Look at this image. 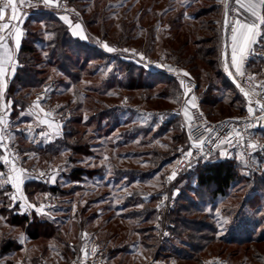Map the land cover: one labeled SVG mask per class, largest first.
<instances>
[{
	"label": "trees",
	"instance_id": "1",
	"mask_svg": "<svg viewBox=\"0 0 264 264\" xmlns=\"http://www.w3.org/2000/svg\"><path fill=\"white\" fill-rule=\"evenodd\" d=\"M98 1L99 3H105L106 0ZM199 1L203 0H192L187 9L177 10L178 12L175 13V16L169 19V27H172L177 35H180L182 30L186 28L187 37L184 41H181L180 38L176 39V47H173L171 44L167 53V59L177 65L183 66L191 73L195 80L206 81L208 88L202 96V108L207 113V116H226L228 113H231L230 110L239 107H235L236 100L228 98L225 89L227 91L234 90L239 96L241 94L224 75L222 56L224 47V11L223 7L221 8L216 1L214 2V6L209 8L204 6L198 10L195 4L197 2L199 3ZM204 1L207 2V0ZM188 2L190 1L188 0ZM194 9L196 11H193ZM187 10L192 11L187 13ZM96 16L98 14L93 13L90 19L84 21L86 31L89 32L88 30L92 29L95 37H101L106 41L108 40L111 28H107L105 16L101 22H97ZM154 18H156L155 15ZM23 27L26 36L22 40L17 53L19 66L15 75L8 81L5 92V100L11 106V116L15 118L20 112H24L33 100L34 95L40 92V90H43V86L51 79V73L53 71L60 72L69 80L70 84L67 86H72L74 94L73 99H61L63 92L58 91V88L64 86V79L51 82L50 87L45 91L46 101L44 103L48 101L50 104L57 106L60 113H70L71 117L66 120L62 135L46 144H36L35 141H30V138L25 133L16 132L15 135L18 137V140H15L14 145L18 148L19 154L24 157V162L29 159L38 158L39 165L42 166L57 161L65 154L67 155L65 158L66 166L63 169H66L68 173L65 171L64 177H67L69 180L81 182L84 176L94 178L103 173L104 167L99 170L86 171L76 166L72 168L70 165H75L77 160L90 158L94 154L91 149V137L89 138L85 128L94 123L97 127L96 130L100 131L101 123L106 120L107 123L104 128H109L110 130L114 127L116 120L118 121V119H114V116L125 109V106L122 104L108 106L104 100L98 101L97 105H101L103 109L96 110L88 106L86 110H90L94 114L87 121H84V108L80 100L82 94L81 85L87 80L93 81L98 78L102 64L105 62H116V66L122 71L119 74L118 71H111L106 79L101 81L102 85L107 84L104 91H100V94L103 96H106L111 90H124L126 92L141 91L143 97L149 98L150 95L148 92L159 88L157 95L159 100L177 102V97L181 91L173 79L154 72L147 74L145 69L133 62L125 61V59L118 58L117 56L112 57L111 55L100 54L98 50L92 49L87 43L73 36L70 28L52 12L30 15ZM125 29L126 32L120 38V42L124 40L131 42L133 29L131 28L129 30V27H125L124 23L121 24L122 32ZM98 30L102 34L95 32ZM127 33L129 34L127 35ZM116 46H121V43L116 44ZM106 58L107 61H105ZM217 77L219 79L224 77V98L218 99L217 93H215L219 91L214 86V79ZM196 84L199 87V84ZM94 92H99V90L94 89ZM85 97L86 103L91 104L93 96L87 93ZM244 100L242 98L245 106L246 100ZM2 103L3 100L0 99V104ZM246 105L248 104L246 103ZM165 106L164 104L161 107H157L156 111H154L155 115L152 117V123H149L148 128L141 130L143 137L140 144H146L150 128L153 125H158V132L152 138L158 137L159 134L169 132L172 144V155L170 158L165 159L164 154L155 150L147 153L151 155V159L149 162V171H140L141 173L143 172L140 174V177L143 179L149 178L151 173H160L163 168L175 162L180 154L188 147V137L183 122L180 119L179 109L166 108ZM242 108L237 110L242 113L241 115H244L248 111L244 107ZM127 109L129 111L137 110L131 107H127ZM160 118H166V120L160 123ZM220 121L222 120L215 122ZM29 122L26 119L20 123ZM138 131L140 130L136 129L135 131H131L133 138L129 139L130 143L136 138ZM125 134L127 133L117 137L118 140L122 139L121 142L118 141L117 144L113 143L111 146L116 150H120L126 145L130 148V143H127ZM261 138L264 140V134H261ZM34 140H36V136ZM118 154L119 158H125L121 153ZM125 154L130 155V153ZM263 161L264 157L259 159L258 164H260V167L264 165ZM37 166V164L32 165V167ZM2 169L0 165V171ZM239 169L240 166L236 161L233 162L224 159L206 165L200 164L189 170L195 172V179H188L183 190L193 193L192 197L194 198L195 196L199 201L207 203L206 200H208V203H212L218 198L226 197L233 185L239 180H242L239 177ZM133 172L135 171L130 169L125 171H121L120 169L118 170L119 174H117L118 176H123L126 173L128 176L129 173ZM49 176L42 179V181L28 180L25 182L24 194L27 197H32L37 194L48 193L54 198L56 196L62 199V202L68 203L66 198L72 195L73 192L65 191L57 184L53 186L49 185L47 183ZM243 180L250 190L255 187L256 189L258 187L264 189V173L261 178L257 175H252V178H244ZM251 184L252 187L250 188ZM12 191L13 188L10 184H5L3 188H0V204L5 206L0 210V216L5 218L6 224L10 228L27 226L25 234L31 242L39 240L57 242L60 248L56 257L65 264H70L73 257L80 254L82 245L80 234L84 230V224L76 226L77 234H79V243H70L64 237L62 233L63 229L57 224V219H43L34 212L31 215H28L27 212L20 213L18 205L14 204L11 206L12 208H9ZM159 196L158 193L145 198L144 193H136L135 191L126 199L127 207L129 205L132 207L141 206L140 209L127 214V219L132 220L133 232L139 235V243L144 252L152 254L153 249L157 246L158 239L156 235L159 233L156 230L157 223L162 222L164 229L170 231V236L162 239L164 242L159 247V251L155 256L156 261L160 256L166 254L169 257L174 255L186 264H201L204 257L213 256L220 258L222 264H264V238L256 236L249 222L240 225L235 233L229 234L230 232L225 231V233L220 234L219 226L212 215L202 212L198 209L196 200L185 195L178 197L176 207L164 221L162 219L158 221L160 214L158 213L156 205L159 201ZM257 196L258 194L256 195V199H249L247 203L250 202L258 206L259 203L257 201L259 196ZM251 200L254 201L252 202ZM259 207H257V211L260 210ZM43 210L46 212L53 211ZM241 219H243V215L239 214L235 216L234 222ZM80 221L82 220L80 219ZM15 238L13 233L10 232L0 234V260L22 250V245ZM177 239L185 242L183 243L185 249H179L176 248V245H172ZM124 250L122 249V251ZM46 251L45 248L40 257L31 258L29 263L48 264L49 260H47L48 254H46ZM104 251L107 252L106 246L103 249L102 257L106 256ZM117 251L119 250H112L109 251L110 254H107L112 258ZM122 251L120 250L119 252ZM3 264H17V262L8 259Z\"/></svg>",
	"mask_w": 264,
	"mask_h": 264
},
{
	"label": "rangeland",
	"instance_id": "2",
	"mask_svg": "<svg viewBox=\"0 0 264 264\" xmlns=\"http://www.w3.org/2000/svg\"><path fill=\"white\" fill-rule=\"evenodd\" d=\"M189 1L190 2H188V0H106L105 3H99L98 0H58L57 5H52L48 8H44L39 0H30V2L34 4L35 7H29L28 3L26 2L19 9L20 13L22 14L19 16V24L21 23V29L23 30L24 38L26 36V32L23 26L30 15L52 12L60 19L62 16L66 15L73 26L76 23L81 24L83 38L76 36L75 37L87 43L92 49L98 50L100 54L111 55L112 57L117 56L118 58L125 59V61L133 62L145 69V72L147 74H151L153 72L163 74L166 77L173 79L177 83L181 91L179 96L177 97V102H170L167 100V102H165L159 100L157 96L159 93V88L148 92V94L150 95L149 98L143 97L141 91L126 92L124 90H111V92H109L106 96H103L102 94H100V91H104V89L107 87V84L102 85L101 81L103 79H106L107 75L111 71H118L119 74L122 70L116 66V62H105L104 64H102L99 77L94 79L93 81L87 80L83 85H81L82 94L80 96V100L84 108V121H87L89 117L94 114V112L86 110L88 106L96 110L103 109L101 105H97L98 101L100 102L104 100L108 104V106L122 104L125 106V109L118 112L114 116V119H118V121L116 120L114 127L110 130L109 128H104L107 123L106 120L101 123L102 125L100 126V131L96 130L97 127L94 123L85 128L88 132L89 138L91 137V149L92 153L94 154L90 158L77 160L75 165H70V167L73 168L74 166H76L83 168L86 171L99 170L102 167H104V169L102 174H99L94 178H88L84 176L81 182H74L71 179L69 180L67 177H64L66 169L64 170L63 167L66 166L65 158L67 157V155L63 154L57 161L40 166L38 158L29 159L24 162V157L19 154L18 148H16V146L14 145L15 140H18V137L15 135L16 132L25 133V135L30 138V141H35L36 144H46L52 142L62 135V130L66 124V120L71 117L70 113L59 112L54 120H48L49 123L52 124V127H48V125L40 122L44 119L41 114H39L38 119L37 114H33L30 112V106L37 102L41 93L46 91L47 88L50 87L51 82L54 80L59 81L61 79H64V86H60L58 88V91L63 92L61 99H73L74 94L72 86H67L70 83L63 74L53 71L51 73V79H49V81L43 86V90H40V92L34 95L31 103L26 107L24 112H20L17 117L13 118L11 116L10 105H7L6 111L3 108L0 109V115H3L5 126L7 128V131H9L10 133L9 137L12 148L13 150L15 149L17 155L20 158V167L28 169V167H32L33 164H37L38 166L35 168L38 169L51 170L55 168V182H52L50 179H48L47 183L51 186L57 184L63 190L73 192L72 195L66 198L68 203L62 202V199L56 196L54 198L48 193L27 197L24 194L25 182H27L28 180L42 181V179L37 180L31 178L27 174V178L21 186V193L23 195L21 196V193H17L16 190L13 189L11 197L15 195L17 199H11V203L9 202L10 204L8 207L12 208L11 206L14 204L18 205L20 213L31 211L38 214L43 219H57V224L60 225V227L63 229L62 233L64 237L68 242L73 244L77 242L79 243V234H77L78 231L76 229V226L79 224H84V230L81 232L82 234H80L82 241L80 254L76 257H73L70 264L89 262L91 260H94L95 257H97L96 259H98L100 264H121L122 262L123 264H148L151 261H155L159 264H186L176 256L173 255L169 257L166 256V254L164 256H160V258H158L156 261L155 256L159 251V247L164 242L162 241V239H166L170 236V231L164 234L161 232L162 226L160 223L156 224V230L159 232L156 235V238L158 239L157 246L153 249L152 254H149L142 250V246L139 243L140 237L133 232L132 220L127 219V214L131 213L132 211H136L141 207H132L130 205L129 207H127L126 199L135 191L136 193H144L145 198L159 193V201L156 206L158 209V213L162 218L159 216L158 221L161 219L162 221H164V219L168 217L170 212L176 207L178 197L182 195H185L187 197L193 196V193L183 190L184 185L186 184L188 179H195V172L193 170L189 172L187 171L188 173L185 172V177L184 174L179 176L175 174L173 178L169 179V177H172V173L175 172L177 160L170 163L167 167L163 168L160 173L153 174L150 172L151 176L147 179H143L140 177V174L145 171H149V162L151 159V155L147 153H151L155 150L161 154H164L165 159L170 158V156L172 155V144L170 141L169 132L159 134L158 137L152 138L153 135L158 132V125L152 124L153 126L150 128V133L147 136L148 140L146 144L142 145L140 144V141L143 137V132L141 130L143 128H148L149 123H152V117L155 115L154 111H156L157 107H161V105L165 104L166 108L179 109L180 119L182 120L184 129L186 131L185 119L181 114V111H183L185 107L188 108V111L191 108L190 103L187 105L185 104L188 96L196 97V105H200L203 113L210 121H219L240 116L242 113H240V111H238L237 109L244 107V109L247 110L249 107V104L245 100L244 106V102L242 101L243 96L240 95L242 97L241 98L236 91H227L224 88V77L221 79L217 77L216 79H214V86L219 89L218 92H215L217 93L218 99L222 97L224 98L223 91L225 89L228 98H230L231 100H236L235 107L239 108L230 110L231 113H228L226 116H207V113H205L202 108V96L208 88V84L206 83V81L195 80V78L187 69L167 59V53L171 47V44L173 45V47H176V39L180 38L181 41H184L187 37L186 28L182 30V33L180 35H177L175 30H173L172 27H169L168 21L175 16V13L178 12L177 10L187 9V7L190 5L189 3H191L192 0ZM215 1L221 6V8L223 7L224 11L225 2H227V0H207V2L203 0L199 1V3L197 2V4H195V7L198 10L202 9L204 6H207L209 8L215 5ZM227 4L230 10L229 14L233 19L232 13L235 3L233 0H230V2H228ZM187 11V13H190L192 10ZM193 11H196V9H194ZM93 13L98 14V16H96L97 22H101L102 18L105 16V20L107 22L106 26L107 28H111L108 40L104 41L101 37H95L93 35L94 31L92 29L88 30L89 32L86 31L84 21L86 19H90ZM154 15L156 18H154ZM13 23L16 22L14 21ZM123 23L125 24V27H129V30L131 28L133 29L131 34V42H126L125 40L120 42V38L123 36L124 32H126V29L123 32L121 30V24ZM95 32L102 34L99 30ZM128 34L129 33H127V35ZM10 42L11 41H9V45L14 48V43ZM147 42L149 43L146 44ZM105 43L116 49V51L109 53L103 47ZM120 43L121 46L117 47L116 44ZM123 49L135 50V54L132 51L124 52ZM141 56L143 57V59L141 58ZM105 61H107V58L105 59ZM149 61L154 62L155 65H162L160 68H162L163 71L158 72L150 68L146 64ZM168 67L176 69L177 74L183 77V79L174 77L165 72L164 70H167ZM183 72H188L190 75L185 77L183 76ZM224 75L225 78L228 79V75L226 72L224 73ZM263 79L264 75H259L254 81L255 83L253 82L252 87L255 89V93H261V88L259 86L261 84H264ZM181 80L184 81L183 87L180 83ZM246 81L248 82V80H243L244 83L242 82V84H244L248 89L249 85L246 84ZM189 82L193 85H191ZM196 83L199 84V87L196 86ZM94 89H98L99 92H94ZM87 93L93 96V101L91 104L86 103L85 96ZM251 94L256 98L260 96L253 93ZM230 99L229 101H231ZM2 100V104H4L6 102L5 96ZM45 101L46 98L43 101L40 100L43 110L54 106L48 101L47 103H44ZM246 103L248 105H246ZM54 107L58 108L57 106ZM127 107H131L132 109L134 108L137 110L129 111ZM26 119L30 122L22 124L20 123L21 121H24ZM164 120H166V118H160L159 121L160 123H163ZM17 124L18 126H16ZM136 129L140 131H138V135L133 140V142L131 141L130 143L129 139L133 138L131 136V131H135ZM124 133H127L125 134L127 137L126 140L128 141L127 143H130V148L128 147V145H126L120 150H116L111 145L113 143L117 144L118 141L121 142L122 139L118 140L117 137ZM35 136L36 140H34ZM188 148L189 141L187 149L182 153H185ZM129 150L131 151L128 152ZM118 153L124 155L125 158H119ZM125 153H130V155H126ZM226 154L227 153H225V151H218L215 155L210 157L207 162L202 164L206 165L208 163L220 161L221 159L230 160L225 156ZM105 156H107V160H104ZM236 162L240 166V169L238 171L239 177L242 180L244 178H252V175H257L261 178L262 174L264 173V165L260 167V164H258V170L256 172H251L245 167L243 163L239 161ZM120 169L121 171L130 169L135 172L129 173L128 176L126 175V173H124L123 176H118V170ZM140 171L143 172L141 173ZM0 172L3 173V169ZM66 173L68 172L66 171ZM242 180H239L235 185H233V187L228 191V195L226 197L218 198L212 203H208L209 201L206 199L205 200L207 201V203L199 201L195 196L194 198L192 197V199L196 200L198 209H200L204 213H209L210 215H212V217L216 220L217 225L219 226L220 234L225 233V231L230 232L229 234L235 233L240 225L245 222H249V225L254 229L256 236L259 238H264V189L259 187L258 189H256L255 187L254 189L250 190L244 180ZM168 182H173L172 185H170V188H168L167 186ZM251 187L252 184L250 185V188ZM257 194L259 196H257V202L259 203L258 206L250 202L247 203L249 199H256ZM24 197L27 198L26 201L24 200ZM44 201L56 202L57 208L50 212H46L43 209L42 212H37L36 208L41 207L42 202ZM251 201L253 202L254 200ZM21 204H24V207H21ZM28 204L35 205V207H28ZM3 207L5 206L0 204V210H2ZM257 207L260 208V210L258 208L259 211H257ZM239 214L243 215V219L234 222L235 216ZM80 219L82 221H80ZM221 224H223L222 228ZM26 227L24 226L22 228H10L6 224L5 218L0 216V234L4 232L13 233V236L16 237L15 239L17 240V242L23 247L21 251H18L4 259H1L0 264H3L8 259L15 260L20 264H30L29 261L31 260V258L40 257L45 248L47 250L46 254H48V264H65L62 260L56 257L60 248V245L57 242H45L43 240L31 242L26 237ZM84 233H86L87 236L82 238ZM183 243H185L183 240L177 239L172 245H176V248L179 249H185ZM105 246L107 247V252L104 251L106 253V256L102 257L103 249ZM93 248H95V252H92ZM117 249L119 251H122V249L125 250L122 252L117 251L115 253V256L112 258L108 256V254H110L109 251ZM201 264L222 263L220 258L213 256L204 257Z\"/></svg>",
	"mask_w": 264,
	"mask_h": 264
},
{
	"label": "snow or ice",
	"instance_id": "3",
	"mask_svg": "<svg viewBox=\"0 0 264 264\" xmlns=\"http://www.w3.org/2000/svg\"><path fill=\"white\" fill-rule=\"evenodd\" d=\"M28 3L29 7H35L34 4L30 2V0H0V99L3 98V94L5 89L7 88L6 79L11 73L15 75L17 68L19 66V61L16 57V52L21 46L22 37L24 35L23 30L19 26L18 17L22 15L19 11L20 7L25 3ZM40 3L44 6V8H48L52 5H57L58 0H39ZM235 3L238 5L236 9L237 12L239 10H243L247 13V16L244 18H240L239 16L234 17L233 21L230 23L227 21V17L229 15V7L227 2H225V27L230 30V45L226 43L225 47L230 46V64L228 62L225 63L224 70L228 72L230 76H233L234 83H236V87L239 91L245 96L246 99L249 100V107L247 109L250 116L253 117L252 120L247 121L245 124V130L251 128L254 124H258L260 120L264 119V103H261L260 100L255 102V106H253V102L250 97V93L257 94L261 96V99H264V92L255 93V89L252 87L253 79L252 77L248 78L249 88L246 90L245 87L238 82L239 79L245 77L246 72L244 70V62L247 58V54L252 51V46L257 43L259 37L264 35V0H235ZM10 10V15H7ZM7 15V18H6ZM61 19L65 21L71 28V34L76 37L83 38V33L81 31V24L76 23L74 26L70 23L68 17L62 16ZM16 21V23H12ZM9 41H12L15 47H11L9 45ZM103 47L109 52H114L116 49L109 46L107 43L103 45ZM124 52L132 51L135 54V50L123 49ZM47 55V53H45ZM143 59V57L141 56ZM161 67L162 65H157ZM229 67L234 68V72H229ZM167 70L169 72L177 71L171 67H168ZM182 71V70H180ZM190 74L188 72H183V76L187 77ZM181 86H184V81H180ZM261 89H264V84L259 86ZM196 97L188 96L185 104H191V107L195 108L196 105ZM8 102L4 104H0V108H3L5 111L7 110ZM33 109H38L39 112H43V108L41 106L40 100L38 98L37 102L32 106ZM258 108L259 112L262 114L259 117L255 115L256 109ZM39 112H37V117L39 119ZM51 113H47L46 116H50ZM184 116L191 120L189 116L188 108H184ZM40 122L48 125V127H52V124L49 123L48 119H43ZM209 132L213 131V129H208ZM231 136V134H229ZM7 136V128L5 126V120L3 115H0V149L7 150V145L4 143L5 137ZM236 137L243 138V134L240 131L235 132ZM50 138V137H49ZM10 139V137H9ZM191 139V137H189ZM219 139V137H217ZM228 140L226 137L225 140H220V143H225ZM200 147L201 151L203 149L205 140H200L196 142ZM215 143V141H213ZM249 148H256L257 144L255 142H249L247 145ZM205 155H209L207 153ZM223 155V153H222ZM192 153L188 152L185 155V158L191 157ZM204 158V157H201ZM107 156L104 157V160H107ZM0 161H3L5 165H8V172L2 173L0 172V188H3L5 184H10L13 189L16 190L17 193H21V186L23 185L25 179L27 178V173L29 170L24 169L23 167H18L16 164L15 157H10L9 155L0 154ZM103 163V161H102ZM179 163V161H178ZM190 163V161H189ZM175 172L172 173L173 178L175 176ZM44 173H41L43 176ZM49 179L52 182H55L56 175L53 173L49 176ZM23 194L21 193V196ZM12 200H16L17 197L13 195L11 197ZM26 197L24 200L26 201ZM28 207H35V205L28 204ZM21 207H24V204H21ZM43 206L36 208L37 212H42ZM223 224H221V228ZM87 234L84 233L83 237H86ZM92 252H95V248L92 249ZM87 255V253H86Z\"/></svg>",
	"mask_w": 264,
	"mask_h": 264
},
{
	"label": "built area",
	"instance_id": "4",
	"mask_svg": "<svg viewBox=\"0 0 264 264\" xmlns=\"http://www.w3.org/2000/svg\"><path fill=\"white\" fill-rule=\"evenodd\" d=\"M253 56H254L253 51H251L248 54V59H251ZM146 64L150 68L158 72L163 71L162 68L155 65V63L152 61H149ZM164 71L174 77L183 79V77L178 75L176 71L175 72L174 71L169 72L168 70H164ZM229 72L231 71L229 70ZM238 82L241 83L240 81ZM241 85L246 88L244 84L241 83ZM262 92H264V89H261V93ZM250 96H252L254 100L255 99L260 100L261 103H264V99H261V96L256 98L251 93ZM39 99L42 101L45 99V91L41 93ZM33 105L34 104L30 106V112L36 114L37 112H39V110L33 109L32 107ZM188 112H189V116L191 117V120H189L184 116V109L183 111H181V114L184 116L185 119V124H186L185 128L187 131L189 148L185 153H181L177 159L175 173L178 176L183 175L185 172L189 171L190 169L202 163L207 162L209 158L215 155L216 152L218 151H225V153H227L225 156L228 159L243 163L245 167L251 172H256L258 170V161L259 159L264 157V140L261 138V134H264V119L260 120L258 124H254L251 128L245 130L246 122L253 119V117L250 116L248 112L244 115L227 118L220 122L210 121L203 113L199 104H197V107L195 108L191 107ZM47 113H51V115L46 116ZM58 113H59L58 109L54 106L46 108L45 110H43V112H39V114H41L44 119H48V120H54ZM255 115L257 117L262 115L259 112L258 108L256 109ZM208 129H213V131L209 132ZM236 131H240L243 134V138L236 137L235 136ZM9 134H10L9 131H7V136L5 137L4 140V143L7 145V150L5 151L4 149H0V154L9 155L10 157L14 156L17 166L20 167L21 161L15 149L13 150L12 148V144L9 139ZM229 134H231V136ZM189 137H191V139H189ZM217 137H219V139H217ZM226 137L228 138V140L225 143H220V140H225ZM200 140L206 141V143H204L203 145L202 151L196 143ZM213 141H215V143H213ZM249 142H255L257 144V147L249 148L247 146ZM188 152H191L192 156L186 159L185 155ZM207 153H210V156L205 155ZM0 165L3 168V173H7L9 166L5 165L3 161H0ZM27 170H29L27 174L31 178L37 180L44 179L49 175L56 173L55 168L51 170L48 169L44 170L35 167H29ZM41 173H44V175L41 176ZM172 183L173 182L167 183L168 188H170V185H172ZM42 206L43 209L45 210H53L57 208V203L54 201H44L42 202ZM31 213H32L31 211L27 212L28 215H31ZM160 224L162 226L161 232L163 234L169 232V230L164 229L162 222H160ZM96 258L97 257H95L94 260H91L89 262H80V264H100L98 259ZM148 264H159V263L155 261H151Z\"/></svg>",
	"mask_w": 264,
	"mask_h": 264
},
{
	"label": "crops",
	"instance_id": "5",
	"mask_svg": "<svg viewBox=\"0 0 264 264\" xmlns=\"http://www.w3.org/2000/svg\"><path fill=\"white\" fill-rule=\"evenodd\" d=\"M233 1L235 3V0H233ZM228 2H230V0H227V3ZM237 8H238V5L235 3L233 13H232L233 19L236 16H239L240 18H244L247 16V13L244 12L242 9L239 10V12H237L236 11ZM261 11H264V9H261ZM224 12H225V9H224ZM7 15H10V10H9V13ZM7 15H6V18H7ZM18 19L20 21V17H18ZM233 19L229 14L228 15V22L231 23L233 21ZM61 20L65 23V21L63 19H61ZM65 24L69 27V25L67 23H65ZM19 26L21 27V23L19 24ZM70 31H71V29H70ZM223 34H224V27H223ZM23 38H24V35L22 37V40H23ZM224 39H226V42L230 45V30L229 29H227L226 37L224 36ZM10 43H13V42L11 41ZM252 51H253L254 56L251 59H248V54H247V58L244 62V70L246 72V75L242 79L238 80L241 83L243 82V80H248L249 77H252L253 82H254L259 75H262V76L264 75V62H263L264 61V35L259 37L257 40V43L252 46ZM17 53H18V51L16 52V54ZM230 53H231V48L229 46V47H227V62L229 64H230ZM224 67H225V65L223 63V70H224ZM229 70L231 72L235 71L234 68H231V67H229ZM12 77H13V75L10 73L9 77H7V79H6L7 85H8V81ZM246 84L249 85V82L246 81ZM6 89H5V92H6ZM5 92L3 94V98L5 96ZM17 264H20V263L17 262Z\"/></svg>",
	"mask_w": 264,
	"mask_h": 264
},
{
	"label": "water",
	"instance_id": "6",
	"mask_svg": "<svg viewBox=\"0 0 264 264\" xmlns=\"http://www.w3.org/2000/svg\"><path fill=\"white\" fill-rule=\"evenodd\" d=\"M227 21H228V17H227ZM223 27H224V36L226 37V33H227V28L225 27V15H224V21H223ZM226 39H224V47H223V63H224V65H225V63L227 62V49H226V47H225V45H226ZM226 73H228V72H226ZM228 76V80L232 83V85L239 91V89L236 87V83H234V78L233 77H231L229 74H227ZM240 92V91H239ZM240 94L243 96V98L247 101V103L249 104V100L248 99H246L245 98V96L240 92ZM251 97V96H250ZM251 100H252V98H251ZM252 102H253V104L255 105V102L256 101H253L252 100Z\"/></svg>",
	"mask_w": 264,
	"mask_h": 264
},
{
	"label": "bare ground",
	"instance_id": "7",
	"mask_svg": "<svg viewBox=\"0 0 264 264\" xmlns=\"http://www.w3.org/2000/svg\"><path fill=\"white\" fill-rule=\"evenodd\" d=\"M252 100H254V99L252 98Z\"/></svg>",
	"mask_w": 264,
	"mask_h": 264
}]
</instances>
